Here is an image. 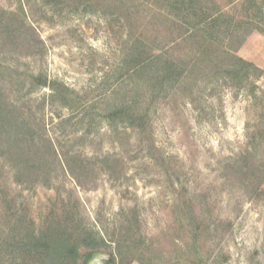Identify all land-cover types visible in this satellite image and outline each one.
<instances>
[{
	"label": "rangeland",
	"instance_id": "1",
	"mask_svg": "<svg viewBox=\"0 0 264 264\" xmlns=\"http://www.w3.org/2000/svg\"><path fill=\"white\" fill-rule=\"evenodd\" d=\"M198 1L243 23L224 45L261 77L194 69L196 43L143 0H0V92L45 154L32 175L0 147L2 224L75 217L106 243L89 264H264V0ZM136 38L180 59V84L134 73ZM123 104L142 128L111 116Z\"/></svg>",
	"mask_w": 264,
	"mask_h": 264
},
{
	"label": "trees",
	"instance_id": "2",
	"mask_svg": "<svg viewBox=\"0 0 264 264\" xmlns=\"http://www.w3.org/2000/svg\"><path fill=\"white\" fill-rule=\"evenodd\" d=\"M93 1L104 0H68V4L78 9L79 6L88 5ZM110 1L117 4L113 7L123 8L124 0ZM143 1L158 9L166 26L169 27L170 24L172 27H180L182 33L179 39L196 43L197 54L194 57L197 61L194 69L197 66L203 67L209 72L208 77H220L233 86L251 83L253 79L263 74V71L255 64L237 56L234 50L224 45L227 38L243 28V23L235 22L232 17L222 13L208 12L198 0ZM247 34L249 29L240 43L245 40ZM143 44L140 38H136L132 45L135 55L132 59L135 65L134 73L147 75L148 80L160 86L161 90H164L166 85L180 84L186 76L185 70L180 66V59L153 54L151 49L145 52L142 50ZM161 61L164 63L162 64ZM158 62L161 66H158ZM43 85L55 86L48 81H44ZM111 116L127 118L131 127L142 128L145 125L147 113L139 112L132 106L123 104L116 108ZM28 127L30 126L27 122L15 117L10 103L0 92L1 151L12 160L17 171H29L33 175V170L39 169L45 154L37 142L33 139L29 140L24 134L25 128ZM42 142L44 143L45 140L43 139ZM48 145L52 153L47 154L57 156L54 146L50 142ZM9 217L10 226L2 224L6 216L0 217V262L3 258L2 254L6 253L9 262L16 264H48V262L50 264H89L95 254L106 244L105 240L99 239L75 217L71 218L67 215L60 217L39 230L36 229L33 221L29 225L23 218L11 221L12 216L9 215ZM4 227H9L8 233L5 232ZM82 249L86 250L84 255L81 253ZM10 256L18 258L11 259Z\"/></svg>",
	"mask_w": 264,
	"mask_h": 264
},
{
	"label": "water",
	"instance_id": "3",
	"mask_svg": "<svg viewBox=\"0 0 264 264\" xmlns=\"http://www.w3.org/2000/svg\"><path fill=\"white\" fill-rule=\"evenodd\" d=\"M94 264H114L110 258L101 259L95 262Z\"/></svg>",
	"mask_w": 264,
	"mask_h": 264
}]
</instances>
